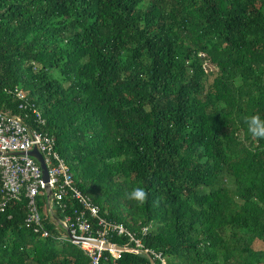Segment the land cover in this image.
<instances>
[{"label":"trees","instance_id":"1","mask_svg":"<svg viewBox=\"0 0 264 264\" xmlns=\"http://www.w3.org/2000/svg\"><path fill=\"white\" fill-rule=\"evenodd\" d=\"M15 88L99 216L149 226L142 242L166 264H264V0H0L11 114ZM36 203L50 237L10 202L0 264H89L50 220L76 203Z\"/></svg>","mask_w":264,"mask_h":264},{"label":"built area","instance_id":"2","mask_svg":"<svg viewBox=\"0 0 264 264\" xmlns=\"http://www.w3.org/2000/svg\"><path fill=\"white\" fill-rule=\"evenodd\" d=\"M3 93L16 101L18 113L0 109V215L10 202L19 203L24 198L23 228L40 238H48L50 234L42 225L36 203V197L48 191L44 213L51 215L53 205L63 210L65 201H73L79 207L70 216L50 220L54 227L66 234L65 237L56 236V242L63 244L67 241L75 245L89 264H114L121 253L145 256L151 264H166L160 252L145 247L142 242L150 232L149 226L138 225V230L132 232L121 223L99 216L98 207L73 184L69 167L55 152L54 139L42 131L44 120L39 111L28 103L26 92L15 88L12 91L4 89ZM28 118L32 119L33 127L28 125ZM32 150L42 159L45 182L38 162L28 155ZM112 238L125 241L116 245L110 242Z\"/></svg>","mask_w":264,"mask_h":264},{"label":"water","instance_id":"3","mask_svg":"<svg viewBox=\"0 0 264 264\" xmlns=\"http://www.w3.org/2000/svg\"><path fill=\"white\" fill-rule=\"evenodd\" d=\"M28 155L33 157L38 162L40 170H41V174H42V180L45 182L46 181V173H45V168H44V165L42 163V159H41L40 155L35 150L28 152ZM45 195H46V198L48 200L49 192L46 191ZM105 247H107V246H105ZM149 264H151L150 261H149Z\"/></svg>","mask_w":264,"mask_h":264},{"label":"rangeland","instance_id":"4","mask_svg":"<svg viewBox=\"0 0 264 264\" xmlns=\"http://www.w3.org/2000/svg\"><path fill=\"white\" fill-rule=\"evenodd\" d=\"M166 260V259H165Z\"/></svg>","mask_w":264,"mask_h":264}]
</instances>
